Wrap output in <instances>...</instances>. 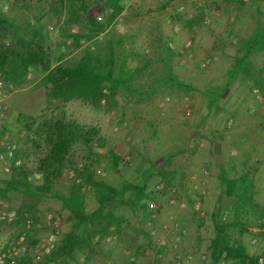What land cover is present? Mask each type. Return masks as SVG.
<instances>
[{
    "label": "rangeland",
    "instance_id": "1",
    "mask_svg": "<svg viewBox=\"0 0 264 264\" xmlns=\"http://www.w3.org/2000/svg\"><path fill=\"white\" fill-rule=\"evenodd\" d=\"M54 1L0 0V8L15 24L42 20L52 64L60 51L67 62L88 47H104L111 42L117 57L123 58L132 71V87L130 91L120 88L114 97L99 105L72 100L58 106L48 102L42 74L31 70L22 86L2 91L0 98L9 108L4 133L20 148L19 159L29 182L36 186L40 183L37 161L45 148L34 141L33 134L27 137L25 124L34 121L35 128L44 117L64 115L84 130L95 128L98 135L92 143L87 145L81 138L72 147L66 168L68 177L56 181L54 193L68 196L71 188L66 182L83 164L92 162L95 179L117 189L126 182H145L148 197L143 205H131L129 192L116 198L104 213L109 211L121 223L102 235L99 231L104 220L86 232L82 225H76L58 198L11 191L0 196V246L12 243L25 231L26 219L52 212L60 219L58 244L72 233L78 245L72 253L49 264H85V258L86 264H151V256L144 252L157 249L149 231L171 221L187 230V236L178 241V251L186 254L199 249L187 264H212L209 245L219 219L232 223L227 229L231 242H241L252 257L262 252L264 47L238 67L233 79L229 74L245 52L246 39L264 28V0H123L122 13L104 33L81 41L76 50L63 47L60 51L56 46L63 40L64 16L54 14L58 8ZM96 16L104 21L103 14L96 12ZM68 29L86 32L74 25ZM10 42L9 34L0 30V46ZM174 80L183 88L179 89ZM218 94L220 98L211 104ZM115 150L123 151L128 163L117 172L105 171V158ZM222 174L245 178L254 205L235 213L232 198L223 192ZM8 177L0 167V187ZM202 189L204 216L197 218L192 204ZM172 190H176L174 204L169 203ZM82 192L84 212L91 213L98 203L88 186ZM151 203L158 204L156 211L150 209ZM3 214L12 217L2 220ZM92 232L97 233L90 237ZM45 233L32 230L28 239L37 240ZM108 236H112L109 244L105 243ZM253 239L257 241L255 245L251 243ZM166 241L171 243L168 237ZM160 251L163 255L156 264H176L174 251L169 247ZM201 255H205L204 261Z\"/></svg>",
    "mask_w": 264,
    "mask_h": 264
},
{
    "label": "trees",
    "instance_id": "2",
    "mask_svg": "<svg viewBox=\"0 0 264 264\" xmlns=\"http://www.w3.org/2000/svg\"><path fill=\"white\" fill-rule=\"evenodd\" d=\"M58 8L54 14L63 15V40L57 44L58 51L63 47L78 49L81 41L93 40L98 35L105 32L117 17L122 13L123 0H55ZM95 12V13H94ZM96 12L103 14L104 21L97 19ZM37 19L34 22L26 21L23 25L15 24L0 8V30L9 34L11 42L9 45L0 46V79L7 89L9 86H22L30 74L31 70L42 74L41 84L46 89V98L49 103H56L64 106L72 100H81L90 105H99L106 101L108 97H114L121 88L127 91L131 89L133 78L132 71L126 67L125 60L119 59L114 46L108 42L106 46H96L86 48L81 55L71 61L64 62L65 54L60 51L56 63L52 64L47 48V36L44 33L45 25ZM78 26L86 32H71L70 26ZM69 41L70 44H66ZM118 45L122 47V42L118 40ZM245 52L229 74V79H233L239 66L247 61L249 56L264 47V28L258 29L245 43ZM171 52V51H170ZM172 53V52H171ZM179 89L183 86L174 80ZM220 98L218 94L212 99L215 102ZM210 104V105H211ZM34 121L25 124L26 135L33 134L34 141H39L45 148L42 156L38 158L36 175L39 176L40 183L32 186L29 182L28 173L23 164L20 167H13L8 179L4 180L0 187V196L4 197L8 192L23 190L28 194L34 192L38 195L49 194L58 198L64 209L68 210L71 217L76 220V225H82L84 230L89 231L90 227L101 225V220L106 223L100 228L102 235L108 233L112 225H119L121 219L114 218L112 213L107 211L108 207L116 198H121L129 192L133 199L130 204L145 203L148 197L145 182L139 184L126 182L117 189L103 180L94 177L92 162L83 164L76 171L75 177L66 182L71 188L68 196L54 193V184L60 177L66 179V168L69 164L72 147L83 138L88 145L92 143L94 136L98 135V130L89 128L84 130L76 122L66 120L65 116L44 117L41 122L33 128ZM5 125V124H4ZM5 132L3 127L0 134ZM21 150L17 148L16 158L19 159ZM99 162V161H98ZM105 171L117 172L119 167L124 165L123 151H110L105 158ZM78 180V182L76 181ZM220 182L224 187L223 192L228 198H232V205L235 213L240 212L245 206H253V194L250 186L246 184L245 178H228L225 174L220 176ZM88 186L93 197L98 203L97 208L91 213L84 212V195L82 189ZM194 202V201H193ZM264 219V213L260 215ZM261 220V221H262ZM264 228V222H260ZM232 223L219 219L215 222L216 235L209 245L210 259L212 264H217L224 258L233 264H257V255L252 257L245 246L234 240L230 241L227 229ZM241 231H243L241 229ZM97 232H92L90 237ZM37 240H27V244L32 246ZM78 245L74 234L66 235L65 240L59 244L54 251L40 263L49 264L59 258L72 253ZM88 258H85V264ZM18 264H34L32 258L27 254Z\"/></svg>",
    "mask_w": 264,
    "mask_h": 264
},
{
    "label": "built area",
    "instance_id": "3",
    "mask_svg": "<svg viewBox=\"0 0 264 264\" xmlns=\"http://www.w3.org/2000/svg\"><path fill=\"white\" fill-rule=\"evenodd\" d=\"M208 19L205 20V23ZM189 43L185 46L189 47ZM173 49L172 46H170ZM183 50L180 51L182 53ZM204 67L205 64H202ZM4 87L0 82V96ZM9 108L5 100L0 98V131L4 127L5 120L8 116ZM108 121V119H106ZM17 146L9 138L8 134H0V167L4 174L10 175L13 167H20L22 162L20 159L16 158ZM125 162H128V158H124ZM202 174H206V171H202ZM74 178L75 176H71ZM78 182V180H76ZM172 198L169 200L170 204L175 203V193L176 190L170 191ZM200 197L195 199L192 207L197 218H202L204 212L202 209L201 197L205 195L204 189L199 192ZM150 209L156 211L158 209V204L151 203ZM11 219V215L6 216L3 214L2 220ZM264 222V219L262 220ZM149 225V224H148ZM32 230H45L46 233L39 237L36 243L32 246L27 244L28 233ZM149 235L155 240L156 251L150 253L148 251L144 252L146 256H151V264H156L158 259L162 258V252L160 250H165L169 247L175 252V262L176 264H187L192 260L193 253L199 251L195 248L194 252L181 254L179 250V239L187 236L186 228L181 227L176 221H171L162 224L159 228H151ZM162 235V236H161ZM60 236V219L52 212H45L38 214L35 219L28 218L25 221V231L17 236V238L10 244L6 246H0V264H18V262L29 254L32 258V263H40L47 257L52 251H54L58 244V239ZM170 238L171 243L167 244L166 238ZM112 236H108L105 243H111ZM256 239L252 240V245L256 244ZM257 264H264V250L260 252L257 256ZM201 260H205V255L200 256ZM133 260V259H132ZM217 264H233L224 258L220 259Z\"/></svg>",
    "mask_w": 264,
    "mask_h": 264
},
{
    "label": "crops",
    "instance_id": "4",
    "mask_svg": "<svg viewBox=\"0 0 264 264\" xmlns=\"http://www.w3.org/2000/svg\"><path fill=\"white\" fill-rule=\"evenodd\" d=\"M188 168H189V167H188ZM183 242H185V241H183ZM183 242H182V246L184 247L185 244H184ZM163 264H169V263H165V262H164Z\"/></svg>",
    "mask_w": 264,
    "mask_h": 264
}]
</instances>
